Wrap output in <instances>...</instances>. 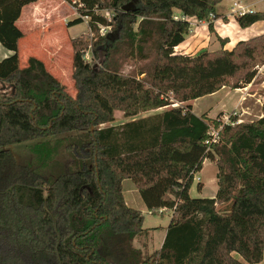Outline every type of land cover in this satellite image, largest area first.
<instances>
[{
	"label": "trees",
	"instance_id": "obj_1",
	"mask_svg": "<svg viewBox=\"0 0 264 264\" xmlns=\"http://www.w3.org/2000/svg\"><path fill=\"white\" fill-rule=\"evenodd\" d=\"M37 1L0 0V46L12 53L0 60V84L9 89L0 91V264L264 262V101L262 116L250 123L191 111L194 100L254 80L264 64V34L230 50L218 37L217 50L182 54L175 49L190 25L181 17L207 22L214 33L224 0H135L127 12L121 8L132 0H67L79 4L95 38L72 40V96L40 59L20 66L16 21ZM234 21L246 29L264 22V11ZM99 26L109 32L99 35ZM130 62L137 66L125 74ZM117 113L128 120L114 125ZM211 127L217 140L207 143ZM65 135L74 170L53 171L50 179L11 149ZM204 160L215 163L217 190L213 198H192ZM125 180L151 215L171 212L156 251L146 244L153 229L124 201ZM217 204L226 209L218 212ZM140 237L142 250L133 246Z\"/></svg>",
	"mask_w": 264,
	"mask_h": 264
},
{
	"label": "rangeland",
	"instance_id": "obj_2",
	"mask_svg": "<svg viewBox=\"0 0 264 264\" xmlns=\"http://www.w3.org/2000/svg\"><path fill=\"white\" fill-rule=\"evenodd\" d=\"M242 1L247 3L254 2L255 10H263L261 7L262 5L260 4L262 0ZM29 6L30 5H27L22 8L20 17L16 21V26L23 34V38L18 43L20 66H23L26 59L29 57H36L40 59L44 63L46 69L55 77H57L62 84L65 85L68 93L74 96L76 90L72 81V40L80 39L81 41L89 44L91 40L93 41L95 39L87 24L89 18L86 16H81V11H79L78 8L80 6L77 2L73 3L67 0H38L36 6L32 8V11ZM230 7H232V1H223L216 8L217 11L221 13L229 11L231 16L228 19L233 21L234 13L230 12ZM95 13L98 15L102 14L107 18L109 17V14L104 11L96 10ZM77 18H81L82 23L69 26V23ZM205 23L208 32L206 30L205 31L211 36V40L205 49L201 48L199 45L196 46L192 55L199 52L201 49L210 51L212 48L218 46L220 47V42L218 41L219 34L215 31L214 33L209 32L207 22ZM101 28L103 27L99 26V35L101 33ZM191 28H193L192 25ZM227 28H223V30H226V33H228L231 39L234 40L230 43L231 46L234 45L237 40L234 35L238 30L233 26V22H231ZM240 31H243L244 34H248L247 31L251 30L242 29ZM189 35H185L186 40L188 39ZM176 51L179 50L176 49ZM84 58L87 61H91L89 47L84 53ZM136 66L137 65L132 62L125 64L123 67V72L126 74L136 68ZM255 69L256 75L254 80L251 82V87L248 88V90H244L242 87L235 89L238 91L232 90L228 87L223 88V90H221L215 96H206L191 102V111L197 115L206 114L207 117L212 119L217 118L219 113H222L223 116L219 117V120L222 123L227 121L226 117L228 116H230V122H232V116L236 118L233 124L240 122L250 123L259 119L261 117L260 115L263 114L262 103L264 101V64L256 67ZM261 69L263 70L261 71ZM240 89L242 91H240ZM0 91L8 92V86L0 84ZM255 93L257 96H259L261 104L259 103L260 101L256 99V97L252 98V96H250L254 95ZM173 106L181 107L182 105L174 104ZM161 110L162 109L149 111L137 116L136 118L145 117ZM115 119L116 120L113 123L114 125L124 123L128 120L125 119L121 113H117ZM67 137L68 135L56 137L49 140L46 144H44V146L41 144L29 143L17 145L11 149L14 151L19 163L30 164V166H32L36 171L43 174L47 179H50L53 171L58 173L74 170L72 166L73 159L67 154V152H65L64 148ZM54 165H56L57 168H52ZM216 173L217 169L215 163L210 160H205L202 163L201 170L195 175L194 182L189 191L190 197L212 198L217 190ZM197 179H199L200 183L199 189ZM123 197L127 206L137 209L142 213L143 228L153 229L149 234V237H147L146 243L149 244V249L157 248V243L163 234L161 227L167 226L171 218V212L161 211V213L159 211L158 214L151 215L144 203L141 201L140 196L131 180H125L123 182ZM215 208L218 212L226 209L225 205L222 204H217ZM142 242V237L134 239L133 246L135 248H141L142 250ZM152 250L153 249L150 251ZM259 264H264V262L262 261Z\"/></svg>",
	"mask_w": 264,
	"mask_h": 264
},
{
	"label": "crops",
	"instance_id": "obj_3",
	"mask_svg": "<svg viewBox=\"0 0 264 264\" xmlns=\"http://www.w3.org/2000/svg\"><path fill=\"white\" fill-rule=\"evenodd\" d=\"M224 1H232V6H233V4L235 3L236 4V6H234L235 7V9L236 8H238V6H240L241 7V10L243 11L242 13H245V12H252V11H257V10H255V8H254V6H255V3L254 2H243L242 0H224ZM37 3V2H36ZM36 3H34V4H30V6H29V8L31 9V11H32V8H34L35 6H36ZM222 3V2H221ZM262 6V11H264V0H262V2L260 3ZM220 5V4H219ZM231 8V7H230ZM230 10V9H229ZM231 12V11H230ZM216 13L218 14V15H220V17L218 18V20H216L215 22H213V29H214V31L215 32H217L218 34H219V37H221L222 39L223 38H229L228 39V43L227 44H225V46H224V49H227V50H230V49H232V47L234 46V45H231L230 46V43L232 42V41H234V40H232L231 39V37L229 36V34L228 33H226L227 31L226 30H223V28H227V26L231 23V22H233V26L238 30L236 33H235V35H234V37H236L237 38V40H236V42H238V41H242V40H246V39H249V38H253V37H256V36H259V35H262V34H264V22H257V23H255V24H253L252 26H250V27H248V28H246V30H251V31H247L248 32V34H244L243 33V31H240V30H242V29H240L237 25H236V23H235V21L233 20V21H231V20H229L228 18H230V14H229V11H225L224 13H221V12H219V11H217V8H216ZM178 15V14H177ZM236 15H238L237 13L235 14L234 13V17L236 16ZM223 18H227V22H224L223 20H221V19H223ZM233 18V17H232ZM16 24H17V22H16ZM191 25H192V27L193 28H190V29H192L191 30V32L189 33V34H191V35H189V37H188V39L186 40V39H184V41L176 48L177 50H179V51H177V52H180V53H182V54H189V55H192V53L195 51L194 49L196 48V46H200L201 48H204L205 49V47H207L208 46V44H209V42H210V40H211V36L208 34V33H206V31H207V29H206V23L205 22H199V21H196L195 19H193L192 20V23H191ZM228 29V28H227ZM206 30V31H205ZM192 32H193V34H192ZM208 32V31H207ZM206 33V34H205ZM243 33V34H242ZM208 34V35H207ZM235 42V43H236ZM234 43V44H235ZM175 49V50H176ZM204 49H201V50H204ZM208 49V48H207ZM217 49H219V46L218 47H215V48H212L211 50L212 51H214V50H217ZM200 50V51H201ZM210 50V51H211ZM197 51V50H196ZM206 51V50H205ZM198 53V52H197ZM12 53L11 52H9V51H7V50H5L4 48H2L1 46H0V59L1 58H4V57H6V56H9V55H11ZM196 54V53H195ZM263 69H261V71H262ZM251 87V83H249V84H247L246 86H244V87H242V89H244V90H248V88H250ZM221 90H223V89H221ZM221 90H219L218 92H216V93H214V94H212V95H209V96H207V97H211V96H215V95H217ZM235 91H238V90H235ZM240 91H242L241 89H240ZM250 96H252V98H255L256 97V99L257 100H259L260 102V104H261V100H260V98H259V96H257V94L255 93L254 95H250ZM195 101V100H194ZM162 111V110H161ZM161 111H159V112H161ZM159 112H157V113H159ZM195 114V113H194ZM195 115H197V114H195ZM260 116H262V114L260 115ZM215 196V195H214ZM214 196H212V198L214 197ZM168 225V224H167ZM167 227V226H166ZM166 227H161V230H162V232H163V234H162V237L159 239V241H158V243H157V248H151V249H153L152 251H156L157 249H159L160 247H161V245H162V242H163V239H164V236H165V228ZM152 232V231H151ZM149 237V236H148ZM147 244V243H146ZM147 246H148V251L149 252H152V251H150L151 249H149V244H147Z\"/></svg>",
	"mask_w": 264,
	"mask_h": 264
},
{
	"label": "built area",
	"instance_id": "obj_4",
	"mask_svg": "<svg viewBox=\"0 0 264 264\" xmlns=\"http://www.w3.org/2000/svg\"><path fill=\"white\" fill-rule=\"evenodd\" d=\"M236 4L234 3L233 6L231 7V13H237L238 15L240 14H243L242 10H241V7L238 6V8L235 9ZM212 15L209 16V18H211ZM179 17L175 16L174 19H178ZM182 20H185V21H188L189 25H190V28H191V23H192V20L191 18H187V17H181ZM191 29L189 30V33H190ZM109 32V28H101V33L100 35H105ZM87 57V56H86ZM259 69V68H257ZM226 122L225 124H233L232 122H230V116L226 117ZM217 130L213 129L212 127L209 129L208 131V135H209V140L207 141V143H214L216 140H217ZM205 161V160H204ZM196 175V174H195ZM194 179H195V176H194ZM198 182H199V179H197ZM163 211V210H160V212Z\"/></svg>",
	"mask_w": 264,
	"mask_h": 264
},
{
	"label": "water",
	"instance_id": "obj_5",
	"mask_svg": "<svg viewBox=\"0 0 264 264\" xmlns=\"http://www.w3.org/2000/svg\"><path fill=\"white\" fill-rule=\"evenodd\" d=\"M135 0H132L130 3L124 5L121 10L123 12H127L134 9Z\"/></svg>",
	"mask_w": 264,
	"mask_h": 264
}]
</instances>
